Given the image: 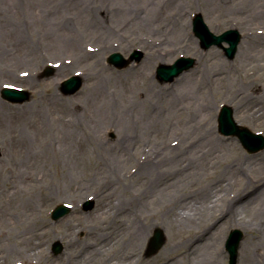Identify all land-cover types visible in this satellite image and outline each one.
Masks as SVG:
<instances>
[{"label":"rangeland","instance_id":"obj_1","mask_svg":"<svg viewBox=\"0 0 264 264\" xmlns=\"http://www.w3.org/2000/svg\"><path fill=\"white\" fill-rule=\"evenodd\" d=\"M134 1L139 7L127 11L124 0H0V264H201L205 244L230 264L225 244L235 228L241 244L254 241L264 256V215L249 209L258 200L240 207L264 195V149L249 153L218 128L228 104L240 125L264 135V0ZM197 13L216 34L240 30L233 58L201 47ZM136 50L139 62L108 61ZM182 56L194 57V67L170 82L157 78L159 65ZM48 66L56 69L44 75ZM75 74L82 86L64 94L62 81ZM4 86L32 95L12 103ZM74 120L71 141L63 133ZM158 146L163 160L150 172L144 162ZM179 179L175 204L166 202ZM245 187L236 209L255 229L230 221L220 241ZM89 198L96 204L84 209ZM60 203L74 211L54 220ZM136 222L151 227L142 248L130 239ZM157 227L167 239L149 255ZM42 229L47 235L37 236ZM54 242L63 246L58 254Z\"/></svg>","mask_w":264,"mask_h":264},{"label":"water","instance_id":"obj_2","mask_svg":"<svg viewBox=\"0 0 264 264\" xmlns=\"http://www.w3.org/2000/svg\"><path fill=\"white\" fill-rule=\"evenodd\" d=\"M195 32L201 38L202 45L205 48H209L213 44H216L220 47L223 46V42L226 41L230 44L229 47H224L228 57L232 58L236 54L238 43L241 40V34L238 30L232 29L228 30L222 35H215L212 33L205 23L202 15H197L194 20ZM142 56V53L136 51L133 55L127 59L121 53H113L109 62L116 65L117 67L123 68L128 63L132 62L134 59L139 60ZM195 63L193 58L182 57L178 59L174 64L171 65H160L157 69L158 78L162 81H171L176 76L180 75L183 71L190 69ZM81 86V80L78 78H70L66 80L63 84V90L65 93H73L77 91ZM3 96L14 102H23L29 98L27 92L21 91L18 89H5L3 91ZM220 131L224 134L236 135L240 138L243 145L250 152H257L260 149L264 148V136L261 134L253 133L246 127L238 125L233 117V109L229 106H224L220 116ZM1 156V152H0ZM69 212V209L66 206L58 207L53 216L54 218H59ZM236 235V237H235ZM235 237V238H234ZM242 235L239 231H233L232 235L228 241V249L232 256V263L236 262V255L238 244ZM165 243V237L163 232L158 230L155 233V236L151 242V252H156L159 250ZM62 250L60 244L54 246V251L56 253Z\"/></svg>","mask_w":264,"mask_h":264},{"label":"bare ground","instance_id":"obj_3","mask_svg":"<svg viewBox=\"0 0 264 264\" xmlns=\"http://www.w3.org/2000/svg\"><path fill=\"white\" fill-rule=\"evenodd\" d=\"M125 4H122V6L127 10V11H134L135 7H139V4H137L134 0H124ZM154 1V0H153ZM180 4V3H179ZM139 10V8H138ZM137 10V11H138ZM156 16V15H155ZM20 32V29L18 30ZM68 47H71V49H77V47H75V45H68ZM244 58V57H243ZM264 114V113H262ZM76 120H74V124L71 125L70 130L69 131H65L63 133V137H67L68 139H71V141L73 140V138L78 135V130H77V125H76ZM125 121V119H124ZM123 121V122H124ZM98 125V124H97ZM21 144H24L25 139L22 138L21 140H18ZM135 146H138V140H135L132 142ZM131 144V143H130ZM152 149V148H151ZM151 153V152H150ZM164 152L163 149H161L160 146L158 147H154L153 151L150 155V159L148 158L146 160V162H144V165L146 166V169H148L150 172L154 169L157 168L158 165L156 163L161 162L163 159ZM200 173V169L197 171L196 176H198ZM28 179V177H27ZM28 180H24L25 183H27ZM183 183L182 179H179L178 181H176L175 183H173L172 186H170L167 191L163 194L162 199L165 200L166 202L170 203L172 202L173 204H175L172 201V197L175 194V192L177 191V187ZM153 185H156L153 184ZM251 185V183L249 184ZM31 186V185H30ZM174 190V193H172V191ZM161 189L159 190V193H161ZM248 187H245L243 190H241V193L239 194V197L236 200L231 201L233 210L231 209L229 213L227 215V221L225 222V226L222 228L221 231V235L219 236V240L223 241L228 230H229V226L228 223H230V221L233 222H237L236 226H241L242 228L246 229V230H251V228L255 229V227L252 226V224L249 221H245L244 217L241 215V212L239 210L240 207H244V210H255V212L257 213V215H264V195L263 197L260 199H258V197L256 198H247L248 197ZM264 193V192H263ZM262 193V194H263ZM18 187L15 188V190L12 191V193L10 194L9 197V202L10 204H12L14 201H16V198L18 197ZM247 198V202L246 204H241V206L239 208L236 209V205L237 202L240 201V199L242 198ZM176 199V198H175ZM174 199V200H175ZM256 200H258L251 208L246 209L250 206L251 203L255 202ZM217 202H222V198H219ZM234 205V206H233ZM257 217V216H256ZM5 219H9L7 217L4 216ZM190 217H186V219H182L181 222L182 224H185V222L188 223V221H190ZM264 220V217L262 216V219L260 221ZM264 225V223H263ZM39 226V225H38ZM261 227H257V229H260ZM132 237L130 238L131 240H133L136 244L139 245V247H143L145 240L149 234V231L151 229L150 226H147L141 222H136L135 226H133L132 228ZM264 229V227H263ZM122 231V230H121ZM255 231V230H253ZM263 235H264V230H259ZM37 236H43V235H47V230L46 229H42L39 231V233H36ZM197 237V236H194ZM202 248V249H201ZM198 249L202 250V254L201 256L202 258V262L201 264H220L221 262V253L215 254L214 253V249L211 248L210 244H205L203 246H199ZM197 249V250H198ZM257 249H256V243L254 241H250V242H245L243 244H241V248H240V261L241 264H264V256L262 254L257 253ZM260 256V258H259ZM261 259V261H260Z\"/></svg>","mask_w":264,"mask_h":264}]
</instances>
